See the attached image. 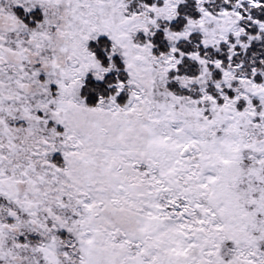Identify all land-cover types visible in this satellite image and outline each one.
I'll use <instances>...</instances> for the list:
<instances>
[{
	"label": "snow or ice",
	"instance_id": "1",
	"mask_svg": "<svg viewBox=\"0 0 264 264\" xmlns=\"http://www.w3.org/2000/svg\"><path fill=\"white\" fill-rule=\"evenodd\" d=\"M0 264H264V0H0Z\"/></svg>",
	"mask_w": 264,
	"mask_h": 264
}]
</instances>
